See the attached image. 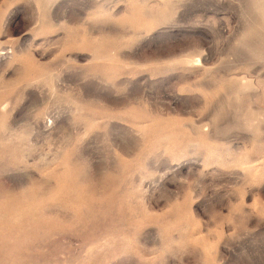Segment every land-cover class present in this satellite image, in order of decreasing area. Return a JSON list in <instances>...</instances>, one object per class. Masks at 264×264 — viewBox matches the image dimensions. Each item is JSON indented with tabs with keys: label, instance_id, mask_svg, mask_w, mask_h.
Returning <instances> with one entry per match:
<instances>
[{
	"label": "rangeland",
	"instance_id": "1",
	"mask_svg": "<svg viewBox=\"0 0 264 264\" xmlns=\"http://www.w3.org/2000/svg\"><path fill=\"white\" fill-rule=\"evenodd\" d=\"M0 264H264V0H0Z\"/></svg>",
	"mask_w": 264,
	"mask_h": 264
}]
</instances>
